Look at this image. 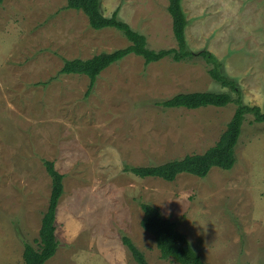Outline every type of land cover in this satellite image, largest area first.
I'll return each mask as SVG.
<instances>
[{"label": "rangeland", "instance_id": "rangeland-1", "mask_svg": "<svg viewBox=\"0 0 264 264\" xmlns=\"http://www.w3.org/2000/svg\"><path fill=\"white\" fill-rule=\"evenodd\" d=\"M67 0H4L0 7V264H23L24 240L38 247L52 178L64 174L57 210L59 247L45 264H149L164 259L142 225V202L177 222L207 264H264V122L249 114L230 170L174 181L140 177L126 165L161 164L203 153L237 105L165 108L177 93L229 92L201 56L146 64L129 54L105 69L87 94L84 74H62L65 59L130 44L116 28L96 30ZM169 0H101L106 16L145 34L148 46L178 48ZM188 46L207 49L238 82L245 104L264 109V0H183Z\"/></svg>", "mask_w": 264, "mask_h": 264}, {"label": "trees", "instance_id": "trees-1", "mask_svg": "<svg viewBox=\"0 0 264 264\" xmlns=\"http://www.w3.org/2000/svg\"><path fill=\"white\" fill-rule=\"evenodd\" d=\"M3 2L4 0H0V7ZM67 3L68 8L83 11L92 28L96 30L116 28L130 41V44L123 48L111 52H102L91 58L77 57L64 60V65L60 70L62 74H84L89 77L87 94L92 92L98 77L105 69L133 53L142 56L146 64L160 61L169 56L175 61L190 60L201 56L211 65L208 69L211 77L236 94V97L233 98L229 92L193 91L177 93L168 99L159 101L158 105L165 108L225 107L232 102L237 107L219 140L205 152L187 154L161 164L126 165L127 171L143 178L157 177L174 181L181 174L206 177L214 167L224 170H230L234 167L237 163L236 148L247 116L251 114L256 122L263 123L264 109L258 105L244 103L238 82L222 72V62L214 53L207 49L195 52L189 48L186 36L189 21L183 8V0H169L168 5V10L173 19V33L178 48L159 50L150 48L147 36L120 19L118 11L111 16H106L101 10V0H67ZM45 165L52 178L49 206L42 220L38 247L24 240L23 264H45L56 254L60 244L56 235V217L60 199L65 191L64 174L57 170L54 161L45 160ZM141 206L144 212L141 225L153 236L162 258L173 259L180 264H207L187 235L178 228L176 221L165 217L160 208L152 203L142 202ZM123 240L139 264H149L143 251L130 237L125 236Z\"/></svg>", "mask_w": 264, "mask_h": 264}]
</instances>
